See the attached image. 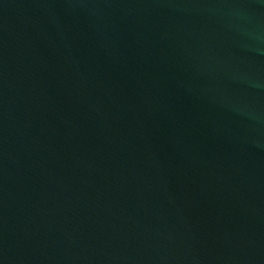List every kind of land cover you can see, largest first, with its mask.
<instances>
[{
    "label": "water",
    "instance_id": "water-1",
    "mask_svg": "<svg viewBox=\"0 0 264 264\" xmlns=\"http://www.w3.org/2000/svg\"><path fill=\"white\" fill-rule=\"evenodd\" d=\"M0 264H264V0H0Z\"/></svg>",
    "mask_w": 264,
    "mask_h": 264
}]
</instances>
